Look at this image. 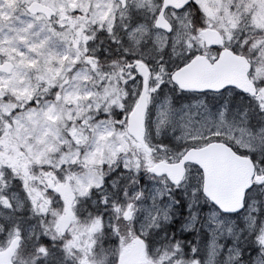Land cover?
Returning <instances> with one entry per match:
<instances>
[{
	"label": "snow or ice",
	"instance_id": "1",
	"mask_svg": "<svg viewBox=\"0 0 264 264\" xmlns=\"http://www.w3.org/2000/svg\"><path fill=\"white\" fill-rule=\"evenodd\" d=\"M0 264H264V0H0Z\"/></svg>",
	"mask_w": 264,
	"mask_h": 264
}]
</instances>
